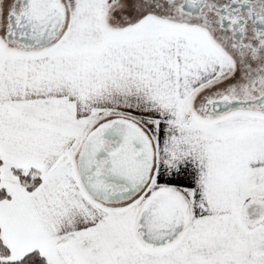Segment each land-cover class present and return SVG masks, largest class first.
Returning a JSON list of instances; mask_svg holds the SVG:
<instances>
[{"label":"snow or ice","instance_id":"6c2138e0","mask_svg":"<svg viewBox=\"0 0 264 264\" xmlns=\"http://www.w3.org/2000/svg\"><path fill=\"white\" fill-rule=\"evenodd\" d=\"M0 264H264V0H0Z\"/></svg>","mask_w":264,"mask_h":264}]
</instances>
